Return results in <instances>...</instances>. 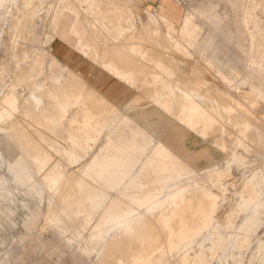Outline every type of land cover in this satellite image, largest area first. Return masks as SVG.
Listing matches in <instances>:
<instances>
[{"label":"rangeland","instance_id":"1","mask_svg":"<svg viewBox=\"0 0 264 264\" xmlns=\"http://www.w3.org/2000/svg\"><path fill=\"white\" fill-rule=\"evenodd\" d=\"M171 4L192 35L136 0H0V264H264V0ZM184 91L187 124L156 102ZM166 121L207 169L143 154L125 184H94L96 164L133 160L109 135L139 126L155 143ZM202 192L215 203L200 221Z\"/></svg>","mask_w":264,"mask_h":264},{"label":"crops","instance_id":"2","mask_svg":"<svg viewBox=\"0 0 264 264\" xmlns=\"http://www.w3.org/2000/svg\"><path fill=\"white\" fill-rule=\"evenodd\" d=\"M138 1L140 4H142L146 9H150V10H156L160 13L159 17H161L162 20H166L165 22L168 24L169 28L173 29V24L174 21H179L180 22V27H181V32L183 33V27H187V32L189 33V35H192L193 28L191 26V16L190 14H180V11L178 10V8H176L173 4H171V6L168 8V2L169 0H136ZM168 1V2H167ZM167 11V14H164ZM167 18V19H166ZM188 35V36H189ZM120 58L124 57L121 53L119 54ZM121 61V59H120ZM128 63V60H127ZM114 67V66H113ZM115 71V69H114ZM117 72V71H116ZM117 73H119L121 76H123L122 78L124 79H129L128 77H130L127 73L125 72H120L118 71ZM184 95L186 94L183 93ZM190 96H189V95ZM184 96V98H187V102L181 103V104L172 101L173 98H168V101L162 99V97L160 98V96L156 97V102L159 103V105H161L166 111H169L173 116L178 117L179 119L183 120L186 124L189 122H194L196 119V115L194 112L191 113H186L184 109V106L188 107L190 106V102H192V106H198L197 103H195L192 100V93H188ZM162 99V100H161ZM189 99V100H188ZM175 106H174V104ZM163 103V104H162ZM186 104V105H185ZM177 106H179L177 108ZM180 108V109H179ZM174 109V110H173ZM182 109V110H181ZM185 113H184V112ZM183 113V114H182ZM183 117V119H182ZM195 126V125H194ZM208 126V125H207ZM198 127V126H195ZM194 128V127H193ZM176 125L172 122V121H166L165 126L162 128L161 130V136L159 139L156 140L155 143L152 142V138L148 137L146 132L144 130H142L139 126H135L131 131H132V135L130 136L131 139H124L122 141H118V142H114L111 138V136L109 135L108 137H110L114 147L116 149H120L123 152L127 153L128 155H131V159H133L131 162H128L124 165H119L116 164L115 162H113V158L110 159V161L108 160L106 164L105 162H101L100 165L96 164L95 165V185H101V186H120L122 184H125L127 181L132 179L131 175L132 172H135L136 169V164L138 163V158L141 155H158V160H155L156 163H158V161L160 162L161 166H165L166 170H173L176 169V167H184V168H188L190 170H204L207 169L206 167H199L197 168L195 165V159L199 156H195L192 157L191 155H189L184 149L181 148V146L179 145V134H177L176 131ZM130 148V149H128ZM203 156V154H202ZM152 158V157H150ZM154 158V157H153ZM155 161L152 162V164H155ZM168 162V163H167ZM167 163V164H166ZM104 164H106L104 166ZM146 165V167H151L152 166ZM169 165V166H168ZM174 165V166H173ZM182 165V166H181ZM160 166V168H161ZM173 168V169H172ZM146 168H142L140 167L138 170H144ZM122 171V172H121ZM124 171V172H123ZM138 172L139 175L142 174L144 172ZM121 172V174H120ZM146 175V174H145ZM145 177V176H143ZM122 179V180H121ZM98 183V184H97ZM111 214H113V212L115 211H110ZM129 211H127L128 213ZM92 213L88 212V215H84L85 217H89L91 216ZM80 216V215H79ZM120 215L117 213V217H119ZM125 216V215H123ZM128 216V215H126ZM112 218V217H116L114 216H110L109 214H107V216L105 218ZM116 217V218H117ZM102 222H99L98 225L96 226H103ZM111 224L110 226H106L108 227L106 230H97L96 232H108L109 229H111ZM86 227V226H85ZM114 230V229H111ZM102 237V235H100ZM104 238V235H103ZM101 238V239H103Z\"/></svg>","mask_w":264,"mask_h":264},{"label":"bare ground","instance_id":"3","mask_svg":"<svg viewBox=\"0 0 264 264\" xmlns=\"http://www.w3.org/2000/svg\"><path fill=\"white\" fill-rule=\"evenodd\" d=\"M118 1V0H117ZM116 7V6H115ZM76 12V11H75ZM160 16V15H159ZM161 18V17H160ZM167 19V18H166ZM166 21V20H165ZM167 26V25H166ZM163 28V27H162ZM173 28V27H172ZM171 29V28H170ZM180 29H181V27H180ZM164 32V31H163ZM165 34V33H164ZM82 36V35H81ZM79 38V37H78ZM170 39V38H169ZM173 39V38H172ZM113 43V42H112ZM177 46V45H176ZM153 48V47H152ZM156 48V47H155ZM102 49V48H101ZM178 49V48H177ZM157 50V49H156ZM103 51V50H102ZM105 51V50H104ZM107 53V52H106ZM164 53V52H163ZM122 58V57H121ZM125 60H127L125 57H123ZM104 60V59H103ZM105 61V60H104ZM104 61H103V63H104ZM110 62V61H109ZM172 63V62H171ZM107 64V63H106ZM107 66V65H106ZM70 72V71H69ZM72 75V74H71ZM123 77V76H122ZM196 84V83H195ZM203 84V83H202ZM191 85V84H190ZM200 85V84H199ZM208 89V88H207ZM240 89V88H239ZM182 90V89H181ZM184 90V89H183ZM222 90V89H221ZM185 92V91H184ZM183 92V93H184ZM236 92V91H235ZM65 93V92H64ZM189 92H186V94H188ZM231 93V92H230ZM185 94V95H186ZM184 95V94H183ZM184 95V96H185ZM189 95V94H188ZM34 96V95H33ZM63 96V95H62ZM190 96V95H189ZM198 96V95H197ZM216 96V95H215ZM240 96V95H239ZM148 97V96H147ZM208 97V96H207ZM236 97V96H235ZM234 97V98H235ZM255 97V96H254ZM258 97V96H257ZM35 98V97H34ZM64 98V97H63ZM171 98V97H170ZM241 98V97H240ZM59 99H61V98H59ZM65 99V98H64ZM163 99V98H162ZM161 99V100H162ZM187 99V98H186ZM251 99V98H250ZM255 99H257V98H255ZM189 100V99H188ZM193 100V99H192ZM173 101V100H172ZM215 101V100H214ZM248 101V100H247ZM259 101V100H258ZM257 101V102H258ZM169 102V101H168ZM77 103V102H76ZM191 104H190V106L189 107H191V105H192V102H190ZM247 103V102H246ZM255 103V102H254ZM163 104V103H162ZM173 104H174V102H173ZM176 104V103H175ZM175 104H174V106H175ZM220 104V103H219ZM230 104V103H229ZM228 104V105H229ZM244 104V103H243ZM249 104V103H248ZM73 105H75V104H73ZM186 105V104H185ZM227 105V106H228ZM236 105V104H235ZM234 105V106H235ZM260 105H262V104H260ZM250 106V105H249ZM252 106V105H251ZM179 106H177V108H178ZM181 107H182V104H181ZM188 107V108H189ZM224 107V106H223ZM256 107V106H255ZM262 107V106H261ZM216 108V107H215ZM180 109V108H179ZM174 110V109H173ZM182 110V109H181ZM224 110V109H223ZM247 110V109H246ZM62 111V110H61ZM67 111H68V109H67ZM187 111V110H186ZM202 111V110H201ZM229 111V110H228ZM257 111V110H256ZM184 112V111H183ZM234 112V111H233ZM260 112V111H259ZM188 113H189V111H188ZM225 113V112H224ZM223 113V114H224ZM183 114V113H182ZM260 114V113H259ZM262 114V113H261ZM219 115V114H218ZM228 116V115H227ZM240 117V116H239ZM231 118V117H230ZM259 118V117H258ZM182 119H183V117H182ZM240 119V118H239ZM245 121V120H244ZM229 122V121H228ZM231 123V122H230ZM253 123V122H252ZM193 125V124H192ZM234 125V124H233ZM264 125V124H263ZM255 126V125H254ZM259 127V126H258ZM262 127V126H261ZM235 129V128H234ZM250 129V128H249ZM262 129V128H261ZM255 130V129H254ZM236 131V130H235ZM216 132V131H215ZM251 132V131H250ZM253 132V131H252ZM216 134V133H215ZM251 134V133H250ZM254 134V133H253ZM229 135V134H228ZM235 135V134H234ZM216 136V135H215ZM259 136V135H258ZM218 138V137H217ZM255 138V137H254ZM212 140V139H211ZM256 140V139H255ZM225 143V142H224ZM246 143V142H245ZM256 144V143H255ZM257 147V146H256ZM34 149V148H33ZM33 155V154H32ZM260 155V154H259ZM33 157V156H32ZM31 157V158H32ZM42 158V157H41ZM37 159V158H36ZM256 159V158H255ZM264 159V158H263ZM35 160V159H34ZM33 160V161H34ZM38 160V159H37ZM42 161V160H41ZM259 161V160H258ZM261 161V160H260ZM131 162V161H130ZM45 163V162H44ZM46 164H47V162H46ZM146 165V164H145ZM257 167V166H256ZM44 168V167H43ZM89 169V168H88ZM173 169V168H172ZM87 171V170H86ZM140 171V170H139ZM189 171H191V172H193V170H189ZM201 172H203L202 170H200ZM199 171V172H200ZM88 172V171H87ZM122 172V171H121ZM121 172H120V174H121ZM124 172V171H123ZM138 172V171H137ZM54 173V172H53ZM90 174V173H89ZM88 174V175H89ZM58 175V174H57ZM137 175V174H136ZM173 176H175L176 178H179L180 176H182L181 174H179L178 172H175V173H173L172 174ZM55 176V174L53 175V177ZM90 176V175H89ZM141 176V175H140ZM220 176H221V172H213L212 173V175H211V178H212V183L213 184H219L218 182H219V178H220ZM90 177H92V176H90ZM138 177V176H137ZM55 178V177H54ZM73 178V177H72ZM77 178V177H76ZM136 178V177H135ZM134 178V179H135ZM181 178V177H180ZM138 179V181H140L141 182V180H139V179H141V177L140 178H137ZM136 179V180H137ZM122 180V179H121ZM173 180H174V177H173ZM176 180V179H175ZM200 180V179H199ZM137 181V182H138ZM131 182V181H130ZM136 182V181H135ZM136 182V183H137ZM173 182V181H172ZM171 182V183H172ZM170 183V182H169ZM170 183V184H171ZM174 183V182H173ZM80 184V183H79ZM98 184V183H97ZM130 185H131V183H129ZM176 184V183H175ZM83 185V184H82ZM132 185H133V183H132ZM176 185H178V184H176ZM114 186V185H113ZM155 186V185H154ZM175 185H173V187H174ZM80 187V186H79ZM95 187V186H94ZM99 187V186H98ZM153 187V186H152ZM156 187V186H155ZM176 187V186H175ZM174 187V188H175ZM250 187H251V185H250ZM48 188V187H47ZM105 189H106V187H104ZM124 188V187H123ZM170 188V187H169ZM172 188V187H171ZM173 188V189H174ZM177 188H179V187H177ZM182 188V187H181ZM205 188V187H204ZM99 189V188H98ZM101 189V188H100ZM130 189V188H129ZM139 189V188H138ZM142 189H144V188H142ZM150 190L151 189V187L149 188H147V190ZM176 189V188H175ZM95 190V189H94ZM119 191H120V189H118ZM124 190V189H123ZM146 190V191H147ZM172 190V189H171ZM206 190V189H205ZM72 191V190H71ZM101 191H102V189H101ZM132 192H133V194H134V191L133 190H131ZM130 191V192H131ZM139 191V193H141L140 192V190H136V192H138ZM141 191H143V190H141ZM91 192V191H90ZM145 192V191H144ZM167 192H168V190H167ZM170 192V191H169ZM168 192V193H169ZM174 192V194H177L176 193V191H173ZM178 192V191H177ZM204 192V191H203ZM202 192V195L201 196H199V199L197 200L198 202H196V208H197V211L199 212V215H200V217H201V219H200V221H202V220H205L206 219V217H207V215H208V210H212V207L214 206V198L212 199H210V200H208L207 202L205 201V198H204V193ZM79 193V192H78ZM81 193V192H80ZM97 192H96V190L94 191V194H96ZM100 193V192H99ZM98 193V194H99ZM102 193H103V191H102ZM124 193V192H123ZM122 193V194H123ZM127 193H129L128 191H127ZM72 194V193H71ZM170 194V193H169ZM70 195V194H69ZM79 195V194H78ZM103 195V194H102ZM105 195V194H104ZM130 195H132V194H130ZM135 196H136V194H134ZM200 195V194H199ZM74 196V195H73ZM91 196V195H90ZM124 196H126V195H124ZM135 196H133V197H135ZM166 196V195H165ZM193 196V195H192ZM245 196V195H244ZM251 196V195H250ZM71 197V196H70ZM84 197V196H83ZM95 197V196H94ZM123 197V196H122ZM129 197V196H128ZM132 197V196H131ZM141 197V196H140ZM166 197H168V196H166ZM174 197V196H173ZM69 198V197H68ZM76 198H78V197H76ZM88 198H90V197H88ZM126 198V197H125ZM130 198V197H129ZM137 198H139V197H137ZM169 198V197H168ZM174 198H176V197H174ZM178 198V197H177ZM198 198V197H197ZM119 199V198H118ZM141 199V198H140ZM139 199V200H140ZM72 200H73V198H72ZM85 200V202H82V204H81V202H74L73 204H72V208H67V210H68V213L70 212V210L71 209H73L74 211H76L77 213L78 212H80V208H83L85 205V207H87V208H89V206H88V203H86V199H84ZM130 201H131V198L129 199ZM233 200V199H232ZM76 201V200H75ZM97 201V200H96ZM101 201V200H100ZM134 201V200H133ZM136 201V200H135ZM134 201V202H135ZM175 201V200H174ZM65 202V201H64ZM129 202V201H128ZM132 202V201H131ZM130 202V203H131ZM95 203H97V202H95ZM232 203V202H231ZM67 204V203H66ZM124 204H125V202H124ZM132 204H133V202H132ZM141 204V203H140ZM139 204V205H140ZM97 205V204H96ZM119 205H120V203H119ZM127 205V204H126ZM254 205V204H253ZM70 209V210H69ZM160 209V208H159ZM65 210V209H64ZM63 210V211H64ZM155 210H157V209H155ZM251 210V209H250ZM126 211V210H125ZM129 211V210H128ZM119 213V212H118ZM164 213V212H163ZM191 213H192V211H191ZM189 214V213H188ZM198 214V213H197ZM219 214V213H218ZM76 216H79V214H77ZM111 216V215H110ZM192 216V215H191ZM136 217V216H135ZM135 217H133L134 219H135ZM140 217V216H139ZM161 217V216H160ZM182 218H184V217H182ZM187 219V218H186ZM199 220V219H198ZM256 220V219H255ZM103 221V223H107L105 220H102ZM101 221V222H102ZM105 221V222H104ZM110 221V220H109ZM121 219H112L110 222H111V229H114V228H117V227H119V225L121 224ZM89 221H85V225H84V227L87 225V223H88ZM134 222V221H133ZM185 222V221H184ZM183 222V223H184ZM186 222H187V220H186ZM185 222V223H186ZM103 223H102V225H103ZM132 222H130V224H131ZM189 223V222H188ZM136 224V223H135ZM140 224V223H139ZM162 224V223H161ZM187 224V223H186ZM190 224H193V223H191L190 222ZM189 224V225H190ZM79 225V224H78ZM96 225H98V224H96ZM100 226V225H99ZM186 226V225H185ZM125 227V226H124ZM128 227V226H127ZM188 227V226H187ZM191 227H192V225H191ZM97 228H98V226H97ZM120 228V227H119ZM164 228V227H163ZM80 230V229H79ZM102 230V229H101ZM132 230V229H131ZM72 231V230H71ZM110 231V230H109ZM116 231V230H115ZM153 231V230H152ZM104 232V231H103ZM91 233V232H90ZM102 233V232H101ZM152 233H154V232H152ZM116 235H118L117 233H116ZM153 235V234H152ZM100 236V235H99ZM95 237V236H94ZM114 238H116L115 236H113ZM136 237V236H135ZM102 238H103V235H102ZM105 238V237H104ZM90 239V238H89ZM118 240V239H117ZM122 240V239H121ZM128 241V240H127ZM140 242V241H139ZM90 243V242H89ZM103 243V242H102ZM108 243H110V241L108 242ZM112 243V242H111ZM121 243V242H120ZM125 243V242H124ZM148 243V242H147ZM169 243V242H168ZM88 244V243H87ZM94 244V243H93ZM104 244V243H103ZM106 244V243H105ZM95 245V244H94ZM118 245V244H117ZM93 246V245H92ZM96 246V245H95ZM103 246V245H102ZM104 247V246H103ZM107 247V246H106ZM109 247V246H108ZM123 247V246H122ZM126 247V246H125ZM124 247V248H125ZM98 248V247H97ZM129 248V247H128ZM149 248V247H148ZM152 248V247H151ZM123 249V248H122ZM155 249V248H154ZM101 250V249H100ZM119 250V249H118ZM145 250H146V248H145ZM124 251V250H123ZM138 251V250H137ZM151 252V251H150ZM105 253V252H104ZM106 253H108V252H106ZM129 253V252H128ZM113 254V253H112ZM120 254V253H119ZM146 254V253H145ZM104 255V254H103ZM104 256H106V254L104 255ZM145 256H147V255H145ZM144 255H143V257H145ZM127 257V256H126ZM130 257V256H129ZM107 258V257H106ZM108 259V258H107ZM129 260V259H128ZM127 262H129V261H127Z\"/></svg>","mask_w":264,"mask_h":264}]
</instances>
